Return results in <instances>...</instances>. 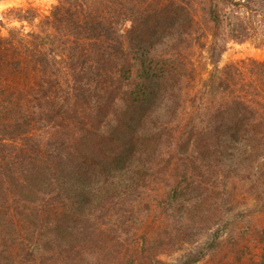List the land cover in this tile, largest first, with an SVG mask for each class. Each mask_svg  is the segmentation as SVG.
<instances>
[{
    "label": "rangeland",
    "instance_id": "obj_1",
    "mask_svg": "<svg viewBox=\"0 0 264 264\" xmlns=\"http://www.w3.org/2000/svg\"><path fill=\"white\" fill-rule=\"evenodd\" d=\"M95 1L103 12L112 10L117 1L132 2L0 0V102L7 97L12 102L0 105L4 130L0 176L3 192L8 191L10 198L15 194L20 204L10 210L15 226L9 242L11 246L16 242L12 247L15 259L20 258L16 251L22 242L24 250L33 248L32 260L24 264H180L186 254L197 251L201 257L192 264H264V135L250 133L241 137L245 144L234 143V99L263 109L254 102L263 100L262 93L247 85V72L251 60L264 61V13L251 14L256 27L238 41L229 37L226 26L213 35L199 4L193 3V25L186 26L181 42L167 51H156L172 56L175 50L182 65L161 84L165 97L157 106L166 110L156 107L153 121L136 132L146 134L139 137V143L149 155L139 160L137 168L115 176L104 196L94 198L99 203L89 214L87 235L77 233V225L52 230L46 222L53 218V204L61 203V196L37 197L34 187L22 188L19 157L43 158L52 128L40 110L44 100L34 98L33 78L43 73L57 79L61 92L71 83L66 48L72 36L62 23L56 28L54 12L66 21ZM135 1L144 6L165 0ZM224 12L234 14L229 8ZM120 98L115 96L104 110L127 108ZM17 99L28 111V122L21 127L15 126L16 118L22 122L25 117H18ZM182 170L192 183L170 206L167 192ZM5 203L12 204L10 200Z\"/></svg>",
    "mask_w": 264,
    "mask_h": 264
},
{
    "label": "trees",
    "instance_id": "obj_2",
    "mask_svg": "<svg viewBox=\"0 0 264 264\" xmlns=\"http://www.w3.org/2000/svg\"><path fill=\"white\" fill-rule=\"evenodd\" d=\"M128 2L117 1L112 10L103 12L100 3L95 1L66 21L59 12H54L56 28L60 22L72 36L66 48V67L71 75V83L61 92L57 79L45 77L43 73L35 74L34 98L38 96V100H44L46 106L39 104L42 106L40 110L42 116L45 115L47 121L51 122L52 128L43 158L29 154L19 157L23 164L19 179L22 188L34 187L37 197L56 194L59 199L61 196L62 202L53 204V218L46 222L50 223L52 230L77 225V233L87 235L89 231L85 226L91 220L89 214L94 210L92 207L99 203L94 198L101 194L104 196L103 191L111 186L115 176L127 169L137 168L139 160L149 155V152L145 154L144 145L139 143V137L146 134L139 131L137 135L138 129L144 123L153 121L156 107L166 110V106H157V102L165 97L161 84L165 79L172 78L182 65V59L175 56V50H172V56L170 52L157 54L156 51H167L181 42L186 26L193 25L190 12L193 3L199 4L213 35H218L220 29L226 26L229 37L238 41L249 37L254 31L253 15L264 13V0H165L155 5L145 2L144 6L135 0ZM225 8L234 14H226ZM261 25L264 26V19ZM235 70L239 75V71ZM247 73L250 77L247 85L262 93L263 100L254 102L263 109L258 110L240 98L234 99L236 145L245 144L241 137H249L250 133L254 136L264 135V61L251 60ZM175 81L173 79L172 82ZM115 96L121 97L120 101H124L128 107H115L111 113L104 110L114 102ZM18 100L15 101V110L18 117H25L22 122L16 118L15 126L21 127L28 122V111ZM2 102L12 104L9 97ZM139 105L143 107L142 112ZM3 131L0 120V136ZM2 157L5 162V156ZM9 174L7 172L6 176ZM180 175L177 183L167 192L166 204L170 206L177 195L189 189L192 183L183 170ZM95 178L100 180L95 181ZM3 182L0 176L2 192L5 187ZM2 192L0 264L28 263L32 260L33 248L28 246L24 250L20 242L19 252L16 251L20 258L17 260L12 252L16 242L12 246L9 242L12 240V226H15L10 210H16L20 204L15 194L10 198L8 191ZM2 197L12 204L6 205ZM36 226L33 225V231ZM200 257L199 251L188 253L180 264H192ZM260 262L250 264H263Z\"/></svg>",
    "mask_w": 264,
    "mask_h": 264
}]
</instances>
